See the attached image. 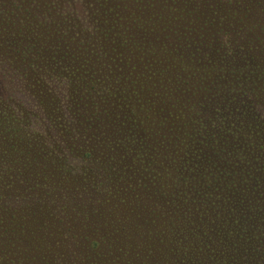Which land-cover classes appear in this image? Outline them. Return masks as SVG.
<instances>
[{"label": "trees", "instance_id": "1", "mask_svg": "<svg viewBox=\"0 0 264 264\" xmlns=\"http://www.w3.org/2000/svg\"><path fill=\"white\" fill-rule=\"evenodd\" d=\"M192 2L0 0V245L8 261L264 264L260 179L235 176L225 160V202L209 189L212 155L228 156L225 138L214 140L222 127L209 135L203 125L210 164L182 171L195 149L196 94L206 90L214 105L223 90L219 78L204 85L208 68L170 53L163 37L173 20L199 18L202 6ZM227 11L231 19L238 12Z\"/></svg>", "mask_w": 264, "mask_h": 264}, {"label": "rangeland", "instance_id": "2", "mask_svg": "<svg viewBox=\"0 0 264 264\" xmlns=\"http://www.w3.org/2000/svg\"><path fill=\"white\" fill-rule=\"evenodd\" d=\"M154 1L155 5L161 2ZM177 4L179 5V1ZM192 4L202 6L199 18L194 17L191 21L186 18V22L173 20L169 23L170 30L164 33L163 37L166 36L164 39L169 41L172 48L170 53H173L174 49L186 57L185 61L208 68L209 71L202 74L206 78L204 85L207 86L213 79L219 78L223 90L217 94L214 105L207 101L209 94L206 90H199L196 94L198 105L195 108V123L191 124L195 149L190 158L191 163L184 165L182 171L192 176L198 172L203 160L210 164V159L200 150L204 149L203 145L207 143L203 139V125L209 135H218L219 127H222L224 134L221 138L214 136V140L218 143L225 138L226 146L223 148L228 152V156L225 153L220 157L212 155L216 162L212 169L215 170L217 178L213 179L209 189L216 195L214 200L222 198L225 202V182L229 177L225 175L221 165L225 160H229L230 171L235 176H238V170H243L249 172L251 179L255 176L260 179L258 196L260 204L264 206V0H193ZM191 7L189 4V9ZM208 7L218 11L214 12V23H210L213 18ZM232 8L238 11L234 14V19L225 16L227 10ZM207 15H210L209 19H205ZM183 18L185 19V16ZM193 36H196V42L193 41ZM173 70L177 69L174 67ZM222 74H225V77L220 78ZM183 97L188 95L184 93ZM199 118L201 125L197 123ZM212 151L215 152L213 149ZM209 170L204 173H209ZM200 196L203 197L201 194ZM203 198L208 201L207 206L213 209L212 213L216 215L218 210L215 202H210L206 196ZM234 214L236 216V212L232 213L233 216ZM261 222L264 225L263 215ZM9 259L11 257L1 251L0 245V264H13ZM13 260L16 259L13 257ZM37 261L33 260L32 263Z\"/></svg>", "mask_w": 264, "mask_h": 264}]
</instances>
